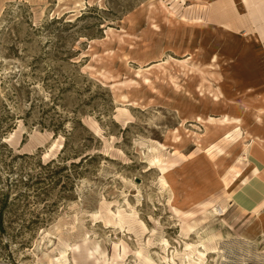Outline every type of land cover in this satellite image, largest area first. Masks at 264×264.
<instances>
[{
  "label": "rangeland",
  "instance_id": "obj_1",
  "mask_svg": "<svg viewBox=\"0 0 264 264\" xmlns=\"http://www.w3.org/2000/svg\"><path fill=\"white\" fill-rule=\"evenodd\" d=\"M238 11L0 0V264H264V52Z\"/></svg>",
  "mask_w": 264,
  "mask_h": 264
},
{
  "label": "crops",
  "instance_id": "obj_2",
  "mask_svg": "<svg viewBox=\"0 0 264 264\" xmlns=\"http://www.w3.org/2000/svg\"><path fill=\"white\" fill-rule=\"evenodd\" d=\"M239 5V11L237 14L232 15L230 20L231 24L228 25L229 28L234 30H240L241 32L250 33L255 36V38L260 41L262 52H264V0H237ZM254 90L257 94L264 96V89L259 90L258 86H254ZM264 149H258L252 147L251 153L255 157L261 158V162H264V154H262ZM254 166L259 167L258 160L253 161ZM252 165V164H251ZM253 167V166H252ZM253 172L256 169L253 167ZM257 176H260L257 174ZM245 203V202H244Z\"/></svg>",
  "mask_w": 264,
  "mask_h": 264
},
{
  "label": "bare ground",
  "instance_id": "obj_3",
  "mask_svg": "<svg viewBox=\"0 0 264 264\" xmlns=\"http://www.w3.org/2000/svg\"><path fill=\"white\" fill-rule=\"evenodd\" d=\"M214 60H215V58H214ZM215 100H217L218 98L216 97V95H215ZM217 102V101H216ZM200 120V119H199ZM215 120H217V119H214V118H212V117H209V120H208V122H210V123H212L213 121H215ZM207 121V120H206ZM239 122V119H236V118H234L233 119V117L232 118H229L228 116H222V118H220L219 119V122H218V124H221V125H229V124H233V123H238ZM216 124V123H215ZM253 143V142H252ZM113 208V207H112ZM221 252V251H220Z\"/></svg>",
  "mask_w": 264,
  "mask_h": 264
},
{
  "label": "trees",
  "instance_id": "obj_4",
  "mask_svg": "<svg viewBox=\"0 0 264 264\" xmlns=\"http://www.w3.org/2000/svg\"><path fill=\"white\" fill-rule=\"evenodd\" d=\"M2 208L0 207V230L3 228V221H2Z\"/></svg>",
  "mask_w": 264,
  "mask_h": 264
}]
</instances>
